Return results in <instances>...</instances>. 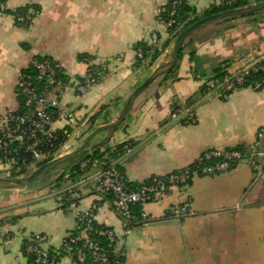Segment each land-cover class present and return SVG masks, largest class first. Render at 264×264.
<instances>
[{
  "label": "crops",
  "instance_id": "obj_1",
  "mask_svg": "<svg viewBox=\"0 0 264 264\" xmlns=\"http://www.w3.org/2000/svg\"><path fill=\"white\" fill-rule=\"evenodd\" d=\"M0 9V119L20 107L17 83L36 58L49 57L62 67L68 88L53 110L68 112L52 132L63 135L56 159L79 149L100 127L115 122L135 90L172 56L177 40L159 17L170 0H2ZM205 19L215 0H186ZM264 3L261 0L260 4ZM37 14L29 27L15 20L20 11ZM27 10V11H26ZM159 40L160 56L139 58L137 46ZM176 66L159 77L135 101L115 130L98 133L89 143L108 158L113 146L129 151L114 162L131 183L169 175L192 166L211 150L250 148L264 130V88L232 93L228 100L209 91L222 70L238 74L264 58V11L201 26L183 44ZM108 67L100 82L80 93L76 83L91 67ZM168 75V76H167ZM53 94L49 97L53 98ZM191 111L195 125L171 119L175 110ZM259 169L245 162L217 176L195 177L162 204L144 207L148 223L126 232L111 200L97 188L90 170L62 189L0 191V264H31L23 247L36 234L46 235L48 250H59L76 228L77 215L94 210L100 225L116 230L125 264H264V161ZM36 163V162H35ZM0 162V179L9 176ZM71 194L78 209L62 208ZM189 203L187 212L175 208ZM58 264H75L64 257Z\"/></svg>",
  "mask_w": 264,
  "mask_h": 264
},
{
  "label": "built area",
  "instance_id": "obj_2",
  "mask_svg": "<svg viewBox=\"0 0 264 264\" xmlns=\"http://www.w3.org/2000/svg\"><path fill=\"white\" fill-rule=\"evenodd\" d=\"M261 0H215V6L220 9H228L239 4L245 7H252L260 4ZM182 4L181 0L173 2V7ZM238 8V9H243ZM0 9L5 11V7L0 4ZM236 9V10H238ZM164 10L159 12V17L163 21ZM36 12L31 10L26 16L17 15V23L29 25L32 23ZM175 9L171 12V19L164 22L167 28L175 25ZM159 40L154 37L149 45L151 52L157 51ZM144 54L139 50V58L143 59ZM29 69L35 73V80L44 83L45 89L39 91L34 83L33 77L21 74L17 83V93L25 100V107L31 111L18 115L16 112L7 114L0 119V156L4 157L5 164L9 168L19 165L22 151L30 154L36 163H42L51 159H56L58 138L51 130V126L59 118L73 122L75 117L72 113L60 112L55 114L52 110L59 106L60 100L67 90L68 85L61 79L62 67L49 57L36 58L32 61ZM89 69L88 74L80 82L76 83V88L80 93L88 92L93 86L100 82L101 75L105 74L108 67L104 64L100 68ZM264 75V58L257 63L250 65L238 74L227 73L221 79H215L208 83L209 91H215L222 100H228L230 95L240 89L250 88L259 91L264 88V80L251 83L252 75ZM53 94V98L49 96ZM57 115V116H56ZM171 119L175 122H185L195 125L197 120L195 115L186 109L179 108L172 114ZM259 142L250 147L247 151L236 149L231 150H211L200 157L192 166L184 170L165 175L153 177L151 183H141L138 189H133L125 172L119 170L115 164H102L99 160L83 158L69 171L64 173V180H68L72 174L85 172L89 168L97 170V188L104 195L113 197L114 209L125 225L126 232L131 228L130 222L135 221L132 209L136 206L143 208L149 204H162L166 198L171 196L174 190L185 189L190 185L195 177L217 176L231 171L242 163H249L255 169H259L260 160L264 161V130L258 134ZM124 151H129L128 146L123 147ZM117 146H113L108 154L117 153ZM106 158V157H104ZM4 161V160H3ZM2 162V158H0ZM189 203L182 208L172 210L174 214L187 212ZM78 206L72 203L67 207L70 212L77 211ZM143 218L148 219L143 211ZM96 213L94 210L77 215L76 230L80 234L76 237L68 235L59 249L58 256L70 257L75 264H85L90 255L91 264H125L121 261L125 254L118 248L119 237L115 229L104 226L97 230ZM99 224V223H98ZM100 225V224H99ZM102 226V225H101ZM106 237L110 244L114 245L111 250L114 259L111 260L109 252L100 246L94 238L95 236ZM30 245L26 249L27 255L35 256V264H58L57 257H51L46 248L49 238L46 235L36 234L29 238ZM82 244L77 251H73L75 245Z\"/></svg>",
  "mask_w": 264,
  "mask_h": 264
},
{
  "label": "trees",
  "instance_id": "obj_3",
  "mask_svg": "<svg viewBox=\"0 0 264 264\" xmlns=\"http://www.w3.org/2000/svg\"><path fill=\"white\" fill-rule=\"evenodd\" d=\"M176 1V0H170L169 1V5L167 6V8L164 10V13H163V21L164 22H168L171 17H170V14L171 12L175 9L176 11V15L174 17V21H175V25L172 27V28H168V31L169 33L173 36L174 39L178 40V38L185 32L187 31L189 28H191L193 25H195L196 23L200 22L202 19H199V18H196V19H190L192 14L194 13V11L188 7L187 3H186V0H181L182 1V4L177 6V7H173V2ZM3 1L0 0V4L2 3ZM245 7L244 4H239V5H236L235 7H232V8H228V9H220V8H215L213 9L212 11L206 13L205 17L204 18H208V17H211V16H214V15H218V14H221V13H224V12H227V11H231V10H236L238 8H243ZM27 11V10H26ZM25 10L24 11H20L19 14L17 15H20V16H26L25 14ZM233 19V18H232ZM225 20H228V19H225ZM19 26H22V27H29L31 24L29 25H24V24H21V23H17ZM138 49H141L143 54H144V57H148L150 55V48L148 47L147 44H141L139 46H137ZM182 55H183V48L181 50V53H180V56H179V59L182 58ZM160 56V52L157 50V51H154L153 54H152V58L153 60H156L158 57ZM143 57V58H144ZM93 68V70L98 73V70L96 69V67H91ZM25 75H28L30 77H33L32 79L34 80V83L37 85V88L39 89V91H43L45 89V84L42 82L38 83L36 80H35V73L32 69H27L23 72ZM217 76L216 78H214L213 80L215 79H221L222 77H224L227 73L226 72H223L222 70H218L217 71ZM168 76V75H167ZM63 77V75L61 74V78ZM64 78V77H63ZM264 80V75L262 74H259V75H252V77L250 78V82L253 83V82H256V81H263ZM19 102H20V107H19V110L16 112V114L18 115H24L28 112L31 111V108H26L25 107V100L23 97L19 96ZM53 112H55L54 110H52ZM55 114H57V112H55ZM57 116V115H56ZM184 124H186L184 121L182 122ZM58 138V141L56 143L57 145V148L59 147L60 143L63 142V135L58 133V134H55ZM118 148V152L117 153H113V154H109L108 158H104V154L100 153V152H95L93 153L92 155H90L89 153L87 154H84V155H81L77 160H75L73 163H65V164H62V165H59V166H56V167H53V168H50L48 169L47 171H45L44 174L48 173L49 171H52V170H57L58 168L64 166V165H71L70 169L72 167H74L79 161H81L83 158H88V159H92V161H95V160H99L102 164H114V162L118 159H120L124 154H125V151L123 150V146L122 145H118L117 146ZM236 150H241V151H247V148H237ZM0 158H2V163H5V159L4 157L0 156ZM4 160V161H3ZM55 159H51L49 161H46V162H42V163H35V161L32 159L31 155L26 153L25 151H22L21 152V155H20V159H19V165L17 167H15L13 169V172L17 173V175H14L12 176L13 178H16V177H21L23 175H25L27 173V170L29 169L30 166H36V168H40L46 164H48L49 162L53 161ZM116 167L122 171V169L120 168L119 165H116ZM190 167H193V166H190ZM69 169V170H70ZM90 170H93V168H89L87 169L85 172H82V173H77V174H72L71 177L68 179V180H64V174L61 175L56 181H54L53 183H56V186L55 188L61 190L62 189V186L65 182L67 181H71V182H76V179H79L82 175L88 173ZM124 172V171H123ZM151 179L144 182L146 184H149L151 183ZM130 186L133 188V189H138L141 184H138V183H131ZM107 197L111 200V202L113 203V197L110 196V195H107ZM78 201L76 198H73L71 194H67V195H64L61 197V203H62V208L63 209H67V207L72 204V203H76L78 204ZM143 211H144V208L142 206H136L132 209V214L135 218V221L133 222H130V228H133V227H137V226H142V225H145L148 223V219H144L143 218ZM20 219V217H12L10 220H5V219H1L0 220V227H2L6 222H10L12 224H15L18 220ZM94 228L97 229V230H100L102 228H104V226L102 225H99L98 223L94 225ZM80 234V231L74 229V231H72L70 233V236L72 237H76ZM94 240L100 244V246H102L103 248H105L109 254H110V258L111 260L114 259V254L112 253V249L114 248V245L110 244V242L108 241V239L106 237H101V236H98L96 235ZM30 245L29 241H26L25 244H24V247H23V251L26 255V257L28 258L29 260V263L31 264H35V256L34 255H27L26 254V249L27 247ZM82 247V244H78V245H75L74 248H73V251H77L79 248ZM59 250H49V255L51 257H54L56 256L57 257V263H59V261L64 258L62 255L58 256L59 254ZM121 261L123 263H125V257H123L121 259ZM85 264H91V260H90V255H88V259H87V262Z\"/></svg>",
  "mask_w": 264,
  "mask_h": 264
},
{
  "label": "water",
  "instance_id": "obj_4",
  "mask_svg": "<svg viewBox=\"0 0 264 264\" xmlns=\"http://www.w3.org/2000/svg\"><path fill=\"white\" fill-rule=\"evenodd\" d=\"M260 11H264V3L247 7L243 9L238 10H231L227 11L218 15H214L208 18H205L201 20L200 22L193 25L191 28H189L187 31H185L177 40L176 45L174 47L173 54L171 58L163 65L158 67L153 74L150 76V78L142 84L140 87H138L135 92L130 97L124 111L120 115V117L113 122L112 124L100 127L96 131H94L85 141V143L76 151L62 156L60 158H57L48 164L40 167L33 175L28 177H22V178H14V179H7L2 180L0 179V191H7V190H20L27 187L32 186L44 173L50 168L65 164V163H73L75 160H77L81 155L87 154L92 151V148L89 147V143L91 140L101 131L105 130H115L117 129L126 119L128 114L130 113L131 109L133 108V105L139 95L144 92L155 80H157L159 77L168 74L177 64L179 60V56L183 47L184 42L192 35L193 32L198 30L201 26L215 22L220 21L224 19L229 18H236V17H245L249 15L256 14Z\"/></svg>",
  "mask_w": 264,
  "mask_h": 264
},
{
  "label": "rangeland",
  "instance_id": "obj_5",
  "mask_svg": "<svg viewBox=\"0 0 264 264\" xmlns=\"http://www.w3.org/2000/svg\"><path fill=\"white\" fill-rule=\"evenodd\" d=\"M61 157V156H60ZM71 165H64L57 170H52L49 171L46 174H43L32 186L27 187L26 189L28 190H44V189H49V186L53 184L54 181H56L61 175L69 171ZM9 176L3 178L2 180H7V179H14L12 176L17 175V173L13 172L14 168H9ZM38 168L36 166H30L29 169L27 170V173L21 177H16V178H22V177H28L33 175ZM25 189V188H24Z\"/></svg>",
  "mask_w": 264,
  "mask_h": 264
}]
</instances>
